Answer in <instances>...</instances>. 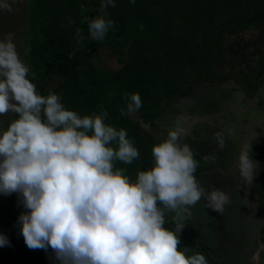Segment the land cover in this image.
Here are the masks:
<instances>
[{
  "label": "clouds",
  "instance_id": "clouds-1",
  "mask_svg": "<svg viewBox=\"0 0 264 264\" xmlns=\"http://www.w3.org/2000/svg\"><path fill=\"white\" fill-rule=\"evenodd\" d=\"M109 7L114 0H101V15L84 17L93 41L116 30L105 18ZM77 36L82 39L80 29ZM29 72L14 44L0 42V117L17 116L7 126L0 122V193L19 194L28 210L18 218L26 246L51 248L60 264H208L202 253L187 255V246L180 250V234L198 202L223 212L229 195L206 191L198 182V161L180 142L186 134L183 118L153 146V167L139 171L133 182L114 168V161L139 159L126 130L106 124L104 110L81 118L66 110L57 94H39ZM124 98L127 114L142 107L138 93ZM238 167L252 183L257 164L250 145ZM169 212L175 213L174 230L164 227ZM8 244L0 234V247Z\"/></svg>",
  "mask_w": 264,
  "mask_h": 264
},
{
  "label": "trees",
  "instance_id": "trees-1",
  "mask_svg": "<svg viewBox=\"0 0 264 264\" xmlns=\"http://www.w3.org/2000/svg\"><path fill=\"white\" fill-rule=\"evenodd\" d=\"M114 3L115 7L106 10L105 18L113 20L116 30H109L105 39L97 42L89 37L84 17L101 15L98 11L101 0H28V78L39 94H57L65 109L75 111L81 118L104 110L108 114L106 124L117 130L125 129L140 154L139 159L131 164L114 161V168L123 169L134 182L132 176L136 171L153 167L152 148L161 143L155 134L144 131L143 125L153 127L156 132V119L173 104L176 107L193 87L207 81L217 84L231 81L245 100L253 99L260 88L264 92V0H135V3L114 0ZM77 29L81 30L82 39L78 38ZM246 32L253 33L254 38L245 46L253 44L255 51L243 54L236 65L231 59L232 51L238 48L237 38ZM102 49L109 50L117 63L112 70L100 69L95 62ZM47 76L58 82L50 91L41 89ZM126 93H138L141 97L142 107L135 117L126 112ZM192 126L198 127L195 123ZM199 137V130L190 128L180 141L190 146L198 161L196 178L204 172L201 164L209 150V142ZM260 158L262 165L254 190L262 215L264 154ZM9 197L20 203L19 194L12 193ZM201 205L196 206L198 210L192 216L195 228L203 225L199 220L206 219L203 209L199 210ZM27 211L21 203L19 215L0 221V234L9 241L7 246L0 247V264H60L51 248L32 250L26 246L18 218ZM174 216L172 212L166 214L165 228L175 229ZM207 223L213 227L216 222ZM239 237L245 239L242 234ZM200 238L206 245L205 237ZM240 238L237 236L239 241ZM180 239V250L187 246V255L202 250L201 244L197 245L187 234H180ZM239 241L235 238L237 246ZM260 241L264 245V227L260 229Z\"/></svg>",
  "mask_w": 264,
  "mask_h": 264
},
{
  "label": "rangeland",
  "instance_id": "rangeland-1",
  "mask_svg": "<svg viewBox=\"0 0 264 264\" xmlns=\"http://www.w3.org/2000/svg\"><path fill=\"white\" fill-rule=\"evenodd\" d=\"M5 3L9 7H0V42L14 44L19 59L30 69L27 58L29 41L28 0H0V5ZM253 38L254 35L251 32H246L237 38L238 48L233 49L231 56L234 64H238L243 54L246 55V53L255 51L253 44L252 46H245L247 41H251ZM95 62L100 69L104 70H112L117 65L111 52L107 49H102L99 52ZM236 68L238 69L239 66ZM57 83L54 77L47 76L41 84V89L50 91L57 86ZM232 89H237V87L231 81H225L221 84L207 81L196 85L189 93L181 97L176 103V107L173 104L165 110L161 117L156 119L154 122L156 132L153 131V127L150 128L146 125H143V129L148 133L155 134L162 142L167 138L168 131L175 128L178 119L183 118L182 127L185 129L196 128L200 132L199 140L208 141L211 144V150H215V154L218 150L221 151L219 154L221 157L212 161L206 156L203 158L201 164L204 168L203 171L225 165L226 159H232L240 151V145L243 149H246L248 145L253 146L252 153L253 155L257 154L256 157L260 162V157L264 154V133H262L264 130V94L260 93L259 105L254 107L257 100L251 104V99H243L240 90L233 91ZM251 105L252 108L254 107L253 110H250ZM241 111L244 117L249 115V118L246 120L244 118L242 121L243 116L239 113ZM15 118H17L16 114L8 113L6 116L0 117V122L7 126ZM230 119L233 121L230 122ZM194 123L198 127H193ZM228 129H231L233 134L226 132ZM254 131H257L255 133L258 134L252 135L250 138L245 137ZM225 141L227 146L224 150L221 144ZM234 148L237 151L234 152ZM241 153L240 151V155ZM238 155L235 158H238ZM234 164L239 169L238 160ZM236 168L232 169L234 173L229 175H209L206 182L201 177L203 173L197 178L206 191L210 192L214 189L213 186L207 185V183L214 181V184H219L218 189L229 195V203L225 205L224 211L216 212L206 205L203 206L206 201L202 199L193 207V213L190 209L191 215L184 221L185 228L181 234H187L194 242L198 243L197 245H202H200L202 248L200 253L205 255L208 264H236L234 261L239 264H264V245L260 241V229L264 227V214L260 215L259 200L253 189L260 171V163L252 183L245 182L240 173L239 175L236 173ZM149 169L151 168L140 171ZM138 172L136 171L132 176L134 181ZM207 173L210 174V172ZM198 205H201L199 210L202 212L203 209L206 219L205 221L199 220V222H203V225L201 227L197 225L195 228L191 220L193 214L198 210L195 209ZM20 208L21 203L12 200L9 195L5 196L0 193V221L14 219L20 214ZM211 221L216 222L213 227L208 226L207 222ZM195 231L198 235H194ZM240 234L244 235L245 239L240 238ZM202 236L206 239V245L200 238ZM235 238L239 241L238 246L235 243ZM208 243L212 245L210 246Z\"/></svg>",
  "mask_w": 264,
  "mask_h": 264
},
{
  "label": "crops",
  "instance_id": "crops-1",
  "mask_svg": "<svg viewBox=\"0 0 264 264\" xmlns=\"http://www.w3.org/2000/svg\"><path fill=\"white\" fill-rule=\"evenodd\" d=\"M261 91V88L258 90V93H257V95L253 98V99H251V104L255 101V100H257V103L255 104V106L254 107H257L258 105H259V100H260V98H261V96H260V92ZM263 94H264V92H262ZM259 99V100H258ZM253 107V108H254ZM246 108V107H245ZM253 108H252V105L250 106V110H253ZM242 109H244V108H242ZM249 109H248V111H250ZM180 111V110H179ZM241 115H242V111L241 112H239ZM243 116V115H242ZM242 116H241V118H242ZM244 118H245V120L246 119H248L249 118V115H248V117H244L243 116V118H242V121L244 120ZM231 121H233V120H231L230 119V122ZM227 126H228V124H226ZM231 129H228L226 132H228L229 134H233L231 131H230ZM263 132L262 133H264V130H262ZM255 132H257V131H254L253 133H248V136H245L246 138H250L252 135H256V134H258V133H255ZM261 135V134H260ZM235 138H236V136H234ZM240 141V140H239ZM225 143V144H224ZM224 143H222L221 144V146L224 148V150L226 149V146H227V142L225 141ZM220 146V147H221ZM222 147H221V149H222ZM211 144H209V150L207 151V155L205 154V156L208 158V159H211V161L213 160V159H217V157H221V155H219L220 153H221V151L220 150H218L216 153L217 154H215L214 153V151L215 150H211ZM245 150V148L243 149L242 147H241V145H240V151L241 152H243ZM252 150H254L253 149V146H251L250 147V156H251V159L254 161V162H256V164H257V166H258V164L260 163V168H261V165H262V162H261V158H260V162H259V160H258V158L256 157L257 156V154H255V155H253V153H252ZM235 151H237V149H235L234 148V152ZM240 151L236 154V155H238V158L240 157ZM235 155V156H236ZM235 156L232 158V159H226V163H225V165H223V166H217V167H215V169H210V170H207V171H204L203 172V179H204V181L206 182V178L209 176V175H229V174H232V173H234V171L232 170V169H234V168H236V166H235V164H234V162L236 161V160H239L237 157L235 158ZM223 159V158H222ZM257 170V169H256ZM261 170V169H260ZM207 172H210V174L209 173H207ZM260 172V171H259ZM236 173L239 175V169H237L236 168ZM207 185L210 187V186H213L214 188H219V184H214V181H212V182H209V183H207ZM253 189H254V187H253ZM194 235H198V234H194ZM236 263V262H235ZM236 264H238V263H236Z\"/></svg>",
  "mask_w": 264,
  "mask_h": 264
},
{
  "label": "flooded vegetation",
  "instance_id": "flooded-vegetation-1",
  "mask_svg": "<svg viewBox=\"0 0 264 264\" xmlns=\"http://www.w3.org/2000/svg\"><path fill=\"white\" fill-rule=\"evenodd\" d=\"M250 262H252L251 260H249Z\"/></svg>",
  "mask_w": 264,
  "mask_h": 264
}]
</instances>
